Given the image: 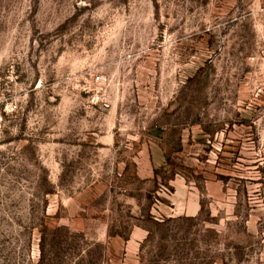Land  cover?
Instances as JSON below:
<instances>
[{"label":"rangeland","instance_id":"1","mask_svg":"<svg viewBox=\"0 0 264 264\" xmlns=\"http://www.w3.org/2000/svg\"><path fill=\"white\" fill-rule=\"evenodd\" d=\"M43 226L64 262L264 264V0H0V264Z\"/></svg>","mask_w":264,"mask_h":264},{"label":"trees","instance_id":"2","mask_svg":"<svg viewBox=\"0 0 264 264\" xmlns=\"http://www.w3.org/2000/svg\"><path fill=\"white\" fill-rule=\"evenodd\" d=\"M64 237V242H56L57 236ZM76 236L71 235L69 230L66 227H56L54 229H48L47 227L43 226L40 230V238L38 243V250L40 257L38 259V262L36 264H94L92 261H87L86 263L83 261L77 262V263H71V262H64L60 260L62 256H67V252L70 249V245L68 243L69 239H74ZM50 242V244L48 242ZM47 245L50 246V250L52 249V253H50L49 257L46 260V247ZM53 259H51V257Z\"/></svg>","mask_w":264,"mask_h":264},{"label":"built area","instance_id":"3","mask_svg":"<svg viewBox=\"0 0 264 264\" xmlns=\"http://www.w3.org/2000/svg\"><path fill=\"white\" fill-rule=\"evenodd\" d=\"M96 80H99V77H96Z\"/></svg>","mask_w":264,"mask_h":264}]
</instances>
